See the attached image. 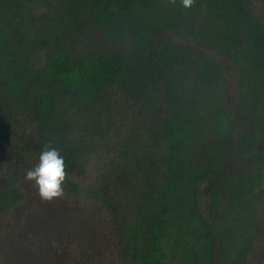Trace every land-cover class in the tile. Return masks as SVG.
<instances>
[{
    "label": "trees",
    "instance_id": "16d2710c",
    "mask_svg": "<svg viewBox=\"0 0 264 264\" xmlns=\"http://www.w3.org/2000/svg\"><path fill=\"white\" fill-rule=\"evenodd\" d=\"M0 141L60 151L120 264H253L264 0H0ZM5 161L1 212L24 201Z\"/></svg>",
    "mask_w": 264,
    "mask_h": 264
},
{
    "label": "rangeland",
    "instance_id": "374dc122",
    "mask_svg": "<svg viewBox=\"0 0 264 264\" xmlns=\"http://www.w3.org/2000/svg\"><path fill=\"white\" fill-rule=\"evenodd\" d=\"M6 143L0 141V156L6 159L4 165L10 164L21 174L19 187L24 201L12 210L0 211V264H120L105 211L84 201L83 195L75 198L63 193L52 201L42 200L34 182L25 180L37 158L25 156L19 161L10 156ZM263 210L260 207L262 220ZM259 241L250 255L253 264H264V234Z\"/></svg>",
    "mask_w": 264,
    "mask_h": 264
},
{
    "label": "clouds",
    "instance_id": "9594fccd",
    "mask_svg": "<svg viewBox=\"0 0 264 264\" xmlns=\"http://www.w3.org/2000/svg\"><path fill=\"white\" fill-rule=\"evenodd\" d=\"M184 8H190L194 0H180ZM65 160L57 148L45 145L38 163L27 170L25 180L34 182L40 198L52 201L63 196L66 178Z\"/></svg>",
    "mask_w": 264,
    "mask_h": 264
}]
</instances>
